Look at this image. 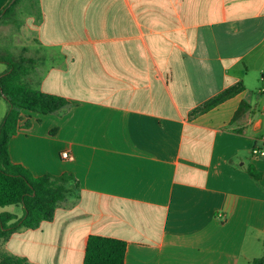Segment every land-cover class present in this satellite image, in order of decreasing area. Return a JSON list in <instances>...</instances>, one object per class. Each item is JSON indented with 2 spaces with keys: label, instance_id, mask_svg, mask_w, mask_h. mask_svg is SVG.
Here are the masks:
<instances>
[{
  "label": "crops",
  "instance_id": "1",
  "mask_svg": "<svg viewBox=\"0 0 264 264\" xmlns=\"http://www.w3.org/2000/svg\"><path fill=\"white\" fill-rule=\"evenodd\" d=\"M22 4H35L16 32L25 81L70 105L24 111L31 125L12 138L10 158L76 185L53 221L14 233L0 255L83 264L98 235L127 243L125 264H252L248 244L264 241V157L252 155L264 147V0ZM255 98L254 114L232 122Z\"/></svg>",
  "mask_w": 264,
  "mask_h": 264
},
{
  "label": "trees",
  "instance_id": "2",
  "mask_svg": "<svg viewBox=\"0 0 264 264\" xmlns=\"http://www.w3.org/2000/svg\"><path fill=\"white\" fill-rule=\"evenodd\" d=\"M25 0H11L0 11V25L18 24L15 19L17 6ZM15 16V17H14ZM0 62L8 65L0 75V96H5L9 111L0 124V208L12 205L23 207L24 214L19 218L16 214H0V245L23 228L38 229L43 222H51L56 210L75 187L73 175H45L36 177L28 169L14 164L10 158L9 145L20 128H29L31 122L24 117V111L41 116L56 113L70 105V101L62 96L37 90L25 81L29 73V59H15L13 56H0ZM244 91L241 84L230 87L203 105L195 109L193 115L206 113L228 99ZM254 104L242 101L232 122L254 114ZM41 121V120H39ZM250 176L260 184L262 172L253 164L247 169ZM127 243L120 239L91 235L87 241L83 264H125ZM0 264H30L26 259L3 253ZM252 264H264L263 255L252 261Z\"/></svg>",
  "mask_w": 264,
  "mask_h": 264
},
{
  "label": "rangeland",
  "instance_id": "3",
  "mask_svg": "<svg viewBox=\"0 0 264 264\" xmlns=\"http://www.w3.org/2000/svg\"><path fill=\"white\" fill-rule=\"evenodd\" d=\"M11 1V0H10ZM9 1V2H10ZM8 2V3H9ZM35 5V4H34ZM32 4L23 5L22 3L17 6L16 9V17L15 19L19 21L20 26L18 24H8V25H0V36L1 38H6L5 40L0 42V56L4 55H10L14 56L15 59L17 58V55L19 54L18 49V41L19 38L16 35V32L20 30V27L22 25L23 19H26L30 13H32L35 10V6ZM30 6H34L31 9ZM7 69V65L4 63H0V72ZM264 98V95H263ZM9 104L6 100H4L0 96V116H2L5 112H8L9 110ZM264 134V131H263ZM2 213H13L18 216H23V209L19 205H12L7 206L4 208H0V214ZM264 238V236L262 237ZM249 247L248 256L253 258H260L263 255V244L258 242L249 243L247 248ZM241 264H247L246 260L241 261Z\"/></svg>",
  "mask_w": 264,
  "mask_h": 264
},
{
  "label": "built area",
  "instance_id": "4",
  "mask_svg": "<svg viewBox=\"0 0 264 264\" xmlns=\"http://www.w3.org/2000/svg\"><path fill=\"white\" fill-rule=\"evenodd\" d=\"M261 80L263 82V88L261 89V92L264 93V76H262ZM252 155L254 157H264V147H254L252 150ZM62 157L64 159L73 160V156L68 152H63Z\"/></svg>",
  "mask_w": 264,
  "mask_h": 264
},
{
  "label": "water",
  "instance_id": "5",
  "mask_svg": "<svg viewBox=\"0 0 264 264\" xmlns=\"http://www.w3.org/2000/svg\"><path fill=\"white\" fill-rule=\"evenodd\" d=\"M3 98H5V96H3Z\"/></svg>",
  "mask_w": 264,
  "mask_h": 264
}]
</instances>
